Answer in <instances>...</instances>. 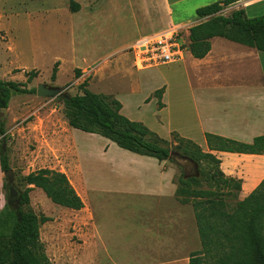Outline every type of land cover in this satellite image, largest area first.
Segmentation results:
<instances>
[{"label":"rangeland","instance_id":"rangeland-1","mask_svg":"<svg viewBox=\"0 0 264 264\" xmlns=\"http://www.w3.org/2000/svg\"><path fill=\"white\" fill-rule=\"evenodd\" d=\"M71 2L78 6L76 12H71ZM125 3L124 0H0V78L25 84L27 88L36 89L39 83L58 86L69 95L82 93L79 85L86 80L88 90L113 94L121 102V113L127 118L146 126L153 125L159 118L155 104L141 103L137 107L133 95L155 98L153 91L165 79L174 83L180 79L181 62L142 71L130 68L123 72L119 69L98 76L93 69L109 52L128 45L143 34L130 31ZM229 13L222 11L225 15ZM192 15L195 19V13ZM259 15L261 12L247 14L248 17ZM186 35L184 30L179 31V41L184 42V47ZM56 61L59 65L52 81ZM75 68L81 70L79 77L74 76ZM33 69L37 75L28 81L26 72ZM63 111L64 104L59 95L15 94L3 120L6 129L4 142L14 185L20 191L31 188L29 203L23 208L50 218L39 227L47 257L53 264H100L104 263L103 260L106 262V254L122 260L118 264L138 259V243L134 237L135 226L142 214L143 197L123 195L118 189L108 188V184L117 182L96 167L105 166L101 160V147L111 141L98 134L71 128ZM156 134L170 142L174 182L177 183L181 173L184 177L194 174L201 177L199 187L209 188L202 179L208 171L206 165L196 163L197 174L194 169L185 170L176 149L177 142L172 137L167 139L168 132L163 128ZM112 146L119 150L117 145L112 143ZM74 158L81 166V176L73 165ZM44 167L64 172L92 209L98 238L89 242V249L82 253L84 257H81V244L84 243L85 229L80 221L85 219L86 212L56 205L41 189L23 182L29 172ZM6 184L7 179L0 169V209L7 202ZM196 245L200 248L199 241ZM95 251L100 254L96 256ZM86 258L90 262H86Z\"/></svg>","mask_w":264,"mask_h":264},{"label":"crops","instance_id":"crops-1","mask_svg":"<svg viewBox=\"0 0 264 264\" xmlns=\"http://www.w3.org/2000/svg\"><path fill=\"white\" fill-rule=\"evenodd\" d=\"M124 1L130 17V31L143 34L105 55L101 64L93 68L96 75H106L119 69L126 72L130 68L142 71L164 65L135 66L129 47L138 38L160 30L177 28L187 34L180 58L171 63L181 62L180 79L175 83L165 79L160 85L163 91L159 99L133 95L137 107L141 103H154L158 109V121L148 126L143 123L147 128L153 132L163 128L168 132L169 140L171 132H176L205 150V133L246 143L264 134V52L219 36L210 38V50L203 58H194L188 49V29L202 20L194 19L192 14L197 8L220 0ZM237 9H244L246 15L248 12L264 14V0H239L225 6L221 12L226 10L231 13ZM112 143L115 144L113 141L106 142L101 147V160L105 166H97V170L104 172L105 176L114 177L117 183L108 184V188L118 189L123 195L143 197L144 200L134 237L138 243L139 253L136 256L139 258L124 263L187 264L190 252L200 249L194 246L199 238L192 207L180 203L175 197L172 161H159L120 147L118 150ZM212 153L221 160L220 168L226 176L242 180L239 199L244 198L264 177V154ZM75 161L73 165L81 176V166ZM76 192L84 204L79 211L86 212L85 219L80 221L85 229L84 245L81 244V257H84L82 253L89 249V242L98 238L97 225L82 193ZM98 252L95 251L96 256ZM106 256V262L103 260L104 263L100 264L122 262L111 254ZM87 259L86 262H90Z\"/></svg>","mask_w":264,"mask_h":264},{"label":"trees","instance_id":"trees-1","mask_svg":"<svg viewBox=\"0 0 264 264\" xmlns=\"http://www.w3.org/2000/svg\"><path fill=\"white\" fill-rule=\"evenodd\" d=\"M237 1L220 0L195 10L196 17L202 20L188 29V49L194 58H203L208 53L209 40L215 36L264 52V14L248 17L244 9L222 14L225 6ZM70 10L76 12L78 6L71 2ZM58 65L59 61L53 65L52 81L56 78ZM36 75L34 69L26 72L28 81ZM80 75V68H75L74 76ZM79 86L82 93L61 97L64 118L71 128L98 134L130 152L174 162L170 142L142 122L123 115L119 100L109 94L88 90L86 80ZM35 91L25 84L0 78V109L8 107L13 95ZM162 91L163 87L152 95L159 99ZM5 133L4 122L0 119V169L3 172L10 168L4 145ZM204 136L207 150L171 132L180 159L204 163L208 168L202 179L209 188L199 187L201 177L194 174L184 177L181 173L176 183L175 197L180 203L192 207L200 242V249L190 252L187 264H264V177L239 199L242 180L226 176L220 168L221 160L212 153L264 154V134L255 136L249 143L211 133ZM23 182L41 189L52 203L61 207L80 210L84 205L64 172L39 168L25 175ZM30 190L27 187L20 191L17 211L8 204V200L16 198L6 193L7 202L0 209V264H53L45 253L39 234L40 225L50 218L23 208L29 203Z\"/></svg>","mask_w":264,"mask_h":264},{"label":"built area","instance_id":"built-area-1","mask_svg":"<svg viewBox=\"0 0 264 264\" xmlns=\"http://www.w3.org/2000/svg\"><path fill=\"white\" fill-rule=\"evenodd\" d=\"M183 43L179 41V30L169 28L138 38L129 50L135 66L165 65L180 58Z\"/></svg>","mask_w":264,"mask_h":264},{"label":"water","instance_id":"water-1","mask_svg":"<svg viewBox=\"0 0 264 264\" xmlns=\"http://www.w3.org/2000/svg\"><path fill=\"white\" fill-rule=\"evenodd\" d=\"M35 92L38 96H44V97H55L58 95L62 97L66 94L62 92V88L58 86H49L44 83L37 84ZM6 112H7V108L0 109V116L2 120L6 118ZM181 159H183L182 165L184 166V168H187L188 170L194 169V171L197 174L196 163H194L191 160H187L185 158H181ZM3 174L7 179L6 193L9 195V197L16 198L15 200L12 201L8 200V204L14 211H17L18 199L20 197L21 192L14 185V177L12 174V169L9 168L8 170L4 171Z\"/></svg>","mask_w":264,"mask_h":264},{"label":"flooded vegetation","instance_id":"flooded-vegetation-1","mask_svg":"<svg viewBox=\"0 0 264 264\" xmlns=\"http://www.w3.org/2000/svg\"><path fill=\"white\" fill-rule=\"evenodd\" d=\"M185 170H188L187 168H185Z\"/></svg>","mask_w":264,"mask_h":264}]
</instances>
